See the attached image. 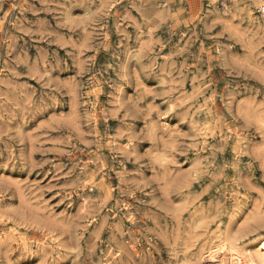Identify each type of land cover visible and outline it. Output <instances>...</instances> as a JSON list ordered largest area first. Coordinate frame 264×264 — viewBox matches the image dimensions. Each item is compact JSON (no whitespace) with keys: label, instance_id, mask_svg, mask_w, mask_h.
Wrapping results in <instances>:
<instances>
[{"label":"rangeland","instance_id":"rangeland-1","mask_svg":"<svg viewBox=\"0 0 264 264\" xmlns=\"http://www.w3.org/2000/svg\"><path fill=\"white\" fill-rule=\"evenodd\" d=\"M262 239L264 0H0V264Z\"/></svg>","mask_w":264,"mask_h":264},{"label":"bare ground","instance_id":"bare-ground-1","mask_svg":"<svg viewBox=\"0 0 264 264\" xmlns=\"http://www.w3.org/2000/svg\"><path fill=\"white\" fill-rule=\"evenodd\" d=\"M259 247L260 251L254 259L247 258L242 253H236L227 247H218L211 251L209 260H214L217 264H264V239L259 242Z\"/></svg>","mask_w":264,"mask_h":264}]
</instances>
